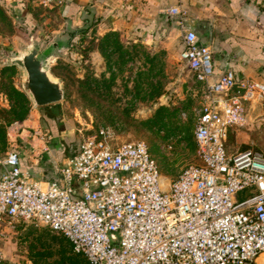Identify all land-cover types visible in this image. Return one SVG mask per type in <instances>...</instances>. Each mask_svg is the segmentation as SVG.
Here are the masks:
<instances>
[{
	"label": "built area",
	"instance_id": "obj_1",
	"mask_svg": "<svg viewBox=\"0 0 264 264\" xmlns=\"http://www.w3.org/2000/svg\"><path fill=\"white\" fill-rule=\"evenodd\" d=\"M165 13L177 19L180 57L207 94L194 132L200 163L164 189L148 145L114 143L102 127L82 134L54 177L34 181L23 147L39 156L53 137L16 121L12 148L0 158V221L45 226L90 264H264V150L228 147L231 130L264 101V79L231 67L217 73L183 0Z\"/></svg>",
	"mask_w": 264,
	"mask_h": 264
},
{
	"label": "rangeland",
	"instance_id": "obj_2",
	"mask_svg": "<svg viewBox=\"0 0 264 264\" xmlns=\"http://www.w3.org/2000/svg\"><path fill=\"white\" fill-rule=\"evenodd\" d=\"M19 1L0 0V158L12 148L10 128L16 121L29 119L53 135L45 118L47 107L32 103L23 85L24 70L10 60L25 49L57 43L49 67L64 84L65 96L55 103L56 132L67 157L82 134L104 127L114 143L148 145L164 189L188 166L200 163L194 132L207 94L180 57L178 29L158 40L139 35L130 25H119L111 34L101 22L104 16L92 9L81 25L69 24L61 12L64 0L46 8L22 0L37 19L27 21ZM258 73L254 78L264 79ZM49 141L50 148L61 147L58 139ZM228 147L232 152L264 150V101L250 109L244 126L231 130ZM26 150L24 146L22 156L30 171L49 169L48 157L24 154ZM0 264L90 263L49 228L5 220L0 221Z\"/></svg>",
	"mask_w": 264,
	"mask_h": 264
},
{
	"label": "crops",
	"instance_id": "obj_3",
	"mask_svg": "<svg viewBox=\"0 0 264 264\" xmlns=\"http://www.w3.org/2000/svg\"><path fill=\"white\" fill-rule=\"evenodd\" d=\"M64 1L61 12L69 24L71 21L81 25L92 9L97 15L104 16L101 22L108 31L118 29L119 25H130L139 35L148 33L156 40L167 37L168 32L175 29L181 33L177 19L165 13L167 8L177 5L178 0ZM183 2L184 8L190 13L189 22L197 21L201 29L206 28V24L212 25L213 37L210 47L217 73L230 67L239 75L255 77L258 72L264 73V0H183ZM35 5L46 8L37 2ZM23 14L27 18L37 20L27 9ZM52 137L60 141L61 147L49 146V150L42 154L44 158L48 157L46 162L50 167L47 171L44 167H36L35 172L30 171L24 160L25 170L30 172V178L34 181L50 180L67 157V154L62 155L64 142L60 140L58 133L53 132ZM27 151L31 152L27 149L24 154Z\"/></svg>",
	"mask_w": 264,
	"mask_h": 264
},
{
	"label": "water",
	"instance_id": "obj_4",
	"mask_svg": "<svg viewBox=\"0 0 264 264\" xmlns=\"http://www.w3.org/2000/svg\"><path fill=\"white\" fill-rule=\"evenodd\" d=\"M205 27L199 28L197 21L189 25L191 30L197 32L202 43L210 46L213 37L212 25L206 24ZM56 46L57 43H53L44 49L39 47L25 49L21 55L10 60L11 65L19 66L24 70V89L35 106L55 104L65 96L63 82L49 67V59L54 55Z\"/></svg>",
	"mask_w": 264,
	"mask_h": 264
},
{
	"label": "trees",
	"instance_id": "obj_5",
	"mask_svg": "<svg viewBox=\"0 0 264 264\" xmlns=\"http://www.w3.org/2000/svg\"><path fill=\"white\" fill-rule=\"evenodd\" d=\"M18 4V7L21 9V11L23 13L26 12V8H25V4L22 0H20L19 2H17ZM30 20H33L31 17L29 18ZM28 21V20H27ZM34 26V25H32ZM114 31H111V34H113ZM111 34H107V37ZM23 94V93H22ZM25 96V94H23ZM57 104H50V105H46L44 107H47V112H45V118L48 120V123H49V126L52 128V133L53 132H56V126L59 125L58 122H59V119L57 118L58 117V112H56V106ZM61 123V122H60ZM56 124V125H55ZM61 126V130L63 129V124H60ZM58 127V126H57ZM57 133V132H56ZM63 149L64 151L62 152V155H66V147H65V144H63Z\"/></svg>",
	"mask_w": 264,
	"mask_h": 264
}]
</instances>
